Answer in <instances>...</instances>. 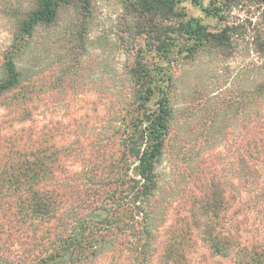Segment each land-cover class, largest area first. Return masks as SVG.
<instances>
[{
  "label": "trees",
  "instance_id": "16d2710c",
  "mask_svg": "<svg viewBox=\"0 0 264 264\" xmlns=\"http://www.w3.org/2000/svg\"><path fill=\"white\" fill-rule=\"evenodd\" d=\"M78 1L85 9L89 6V0ZM186 1L205 16L224 22V8L238 0L225 4V0H142L138 4L171 19L185 18L175 8ZM73 2L35 0L32 10L14 16L13 43L4 55L5 76L0 81L3 107L13 115L3 127L0 144V264H94L108 247L117 262L128 255L133 264H151L161 224L169 215L160 212L156 171L174 115L169 92L173 56L189 59L205 49L227 50L233 27L212 32L201 19L189 18L178 29L183 44L167 33L158 38L154 49L158 60L152 64L136 60L128 68L129 92L113 115L112 126L102 129L90 144L97 150L86 160L85 149L78 145L55 146L50 130L37 136L13 128L34 120L37 99L36 82L24 78L17 60L30 48L36 29L56 24L60 11ZM261 46L264 51V39ZM251 89L242 104L248 119L240 171L245 193L251 194L255 207L264 208V81ZM255 105L257 114L251 111ZM102 146L107 152L99 155ZM63 155L77 158V164ZM203 194L199 204L195 201L199 207L177 212L164 228L163 264H191L186 253L195 245V233L214 254L228 257L238 251L236 256L248 259L246 264L264 259V247L259 248L260 254L249 255L232 232L226 236L217 232L218 224L209 218L220 219L219 212L229 211L237 200L235 194L224 205V193Z\"/></svg>",
  "mask_w": 264,
  "mask_h": 264
},
{
  "label": "rangeland",
  "instance_id": "374dc122",
  "mask_svg": "<svg viewBox=\"0 0 264 264\" xmlns=\"http://www.w3.org/2000/svg\"><path fill=\"white\" fill-rule=\"evenodd\" d=\"M139 1L89 0L85 9L83 3L74 0L60 11L56 24L36 29L30 48L17 60L24 78L36 82L34 120L13 128L37 136L50 130L55 146L78 145L85 149L86 160L91 159L97 147L90 144L98 140L102 129L112 126L111 119L129 92L128 68L136 60L156 62L158 38L167 33L183 44L178 29L182 20L189 18L201 19L212 32L233 27L227 50L205 49L189 59L173 56L169 92L174 115L156 171L160 212L169 215L161 224L155 245L158 251L151 264L164 262V228L175 214L199 207L203 193L213 191L224 193L223 205L232 194L237 197L229 211L219 212L220 219L209 217L218 224L217 232L225 236L232 232L235 242L249 255L254 251L260 254L263 249L259 248L264 247V208L260 204L255 207L251 194L245 193L240 169L248 119L242 108L245 92L251 88L255 91L264 81V0H238L226 5L224 22L205 16L190 1L175 8L185 18L171 19L146 11ZM34 2L0 0V81L5 76L4 55L13 43L14 16L32 10ZM3 106L2 97L1 145L3 127L13 118ZM251 111L257 114L258 105ZM2 152L0 146V156ZM104 152L107 149L102 146L98 154ZM63 159L77 164V158L63 155ZM192 243L195 245L190 250L185 249L191 264H246L248 260L237 257L234 250L228 257L214 254L198 233ZM108 248L94 264H133L128 255L118 262L113 260ZM255 259L249 264H264V259Z\"/></svg>",
  "mask_w": 264,
  "mask_h": 264
}]
</instances>
